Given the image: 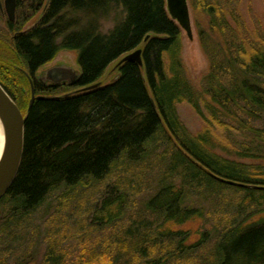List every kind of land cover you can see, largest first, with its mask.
I'll return each mask as SVG.
<instances>
[{"label":"trees","instance_id":"16d2710c","mask_svg":"<svg viewBox=\"0 0 264 264\" xmlns=\"http://www.w3.org/2000/svg\"><path fill=\"white\" fill-rule=\"evenodd\" d=\"M240 1L191 0L209 60L196 85L166 0H17L0 27V83L20 107L25 89L40 96L24 112L23 157L0 199V264H264V28ZM137 47L143 64L124 61L101 84ZM65 49L76 52L77 89L57 94L64 85L35 72ZM182 101L202 117L200 131L180 119ZM98 184L87 227H67L64 205L75 197L81 207ZM225 190L240 197L235 209L207 215Z\"/></svg>","mask_w":264,"mask_h":264},{"label":"rangeland","instance_id":"374dc122","mask_svg":"<svg viewBox=\"0 0 264 264\" xmlns=\"http://www.w3.org/2000/svg\"><path fill=\"white\" fill-rule=\"evenodd\" d=\"M1 2L3 4L4 0H1ZM186 2L188 5L189 17H190V21H191V25H192V37H190L188 35L187 31L184 28H182L181 56H182V60L185 64V66L188 70L189 76L191 77L192 81L197 85V84H199V81H200L202 74L208 70L209 60H208V57H207L206 53L204 52V50L201 46L199 34L197 31V27H196V16L199 15L198 14L199 12L198 11L196 12L194 10V8L191 4V0H186ZM16 5H17V0H16ZM1 9L2 8L0 6V27H1V29L5 30L4 29L5 28L4 27V21L6 20V18H8V16L4 15V13H2ZM3 9H4V7H3ZM240 10H241V13L243 14L244 18H246V20L248 21L249 24H253L254 23V17H256L261 22V24L264 28V0H241L240 1ZM39 14H40V11L35 16L30 18L25 23V25L23 26V29H27L28 27H30L38 19ZM113 24H114L113 18H106V19L101 20V28L104 31H107L110 27L113 26ZM122 56H120L118 59L114 60L107 67L105 73L99 79L101 84H105V83L110 82L117 75V73H118V61L120 60V58ZM60 64L70 66L78 72L80 71V66L76 60V52L74 50H66L65 49V50L59 51L57 53V55L55 56V58L52 59L50 62L41 66L35 72V76L36 77L41 76L52 66L60 65ZM11 82H12L14 93H16L17 96L21 99V95H20L21 92L18 94L17 90L14 86L15 85L14 83H16V82L15 81H11ZM11 82H10V85H11ZM56 83L60 84V85L61 84L64 85V87L60 86L57 94H64L66 92H70L72 90L77 89V88H74V85H73L74 82L70 83L68 80H63L62 82H56ZM48 84H51V81L47 80L46 85H48ZM22 90H24V89H22ZM22 93L24 94L26 101H23L22 107H20L18 104L17 105L20 107V109L22 110V112L24 114V112L26 111V108L29 105V101H30V98L32 95V90L30 91V90L25 89V91H22ZM12 98L17 103L16 99L14 97H12ZM19 98H18V101H19ZM176 108H177V112L179 114L180 119L182 120L184 125L191 132H194V133L198 132L204 127V121H203L202 117L197 113V111L192 106V104H190L187 101H182V102L177 103ZM216 150L225 156H228L230 158H232V157L236 158L235 156L229 155L227 153L228 150H226L225 148L217 147ZM244 161H246V162H257V160H253V159H249V158H245ZM100 187H101V184H98V185L92 186V188L90 187L89 189L88 188L84 189L85 195L83 196V199H80V200L84 201L83 204H85V206L82 204V201H81V207L76 208V206L74 205L77 202L75 197L72 200V202H74L73 204L69 203L68 205H64L63 214H62L63 218L62 219H64L66 221L67 227H87V224H86V221L84 220V218H85V216H87V212L89 211L88 208H90L89 206L91 205L90 203H92L94 201V199L97 197V194L99 192ZM79 188H78V190H79ZM76 194L79 195V193L77 191H76ZM56 197H57V195H55V194H53L52 196H49L47 198L45 205L40 207V209L37 212V216H36L37 217L36 218V224H38L40 221H42V216L45 215L44 218H48V216L50 217L51 213L54 210L53 206L56 204V202H55L56 200H54V199H56ZM77 198H79V197H77ZM239 201H240V197L235 196V194H233L229 190H225L220 195H218L215 203L212 204L211 208L213 210L208 209L207 215L209 213H212V211H214V213L216 212L218 215L219 214L225 215V213H227V211H229L231 209H235V207ZM48 204H50L52 206V208L49 212L44 213L45 208ZM42 214H44V215H42ZM185 226H187V227H184V228L189 229L191 231L190 239H192V240L195 239L197 237L196 232H197L198 228L200 227V221L199 220L189 221L188 223L185 224ZM72 235H73V232H72ZM72 235L70 236L71 238H69V239L67 238L68 239L67 241L70 245H72L75 242L74 237Z\"/></svg>","mask_w":264,"mask_h":264},{"label":"water","instance_id":"95a60500","mask_svg":"<svg viewBox=\"0 0 264 264\" xmlns=\"http://www.w3.org/2000/svg\"><path fill=\"white\" fill-rule=\"evenodd\" d=\"M167 9L173 19H175L188 35L192 37L191 21L189 17L188 5L186 0H166ZM1 8L4 7L9 19L15 18L16 0H4ZM133 60L140 65L143 64L142 48L137 47L134 50L124 54L118 61V65L124 61ZM46 73L54 82L68 80L75 82L79 72L67 65H56L49 68ZM50 73V74H49ZM41 78V76H39ZM116 77V76H115ZM98 83H93L83 87V90L95 88ZM36 92L32 86V95L29 101V108L34 102ZM0 119L6 131V145L3 156L0 160V199L10 188L20 167L24 150L25 135V116L11 95L0 83ZM224 180V179H223ZM230 183L240 184L232 180H225Z\"/></svg>","mask_w":264,"mask_h":264},{"label":"bare ground","instance_id":"6f19581e","mask_svg":"<svg viewBox=\"0 0 264 264\" xmlns=\"http://www.w3.org/2000/svg\"><path fill=\"white\" fill-rule=\"evenodd\" d=\"M167 6V3H166ZM169 12V11H168ZM170 15V13H169ZM171 16V15H170ZM177 22V21H176ZM178 23V22H177ZM179 24V23H178ZM180 28L182 29L181 25L179 24ZM192 28V25H191ZM5 145H6V131L5 128L3 126V123L0 119V160L3 156L4 150H5Z\"/></svg>","mask_w":264,"mask_h":264},{"label":"flooded vegetation","instance_id":"af4514ba","mask_svg":"<svg viewBox=\"0 0 264 264\" xmlns=\"http://www.w3.org/2000/svg\"><path fill=\"white\" fill-rule=\"evenodd\" d=\"M2 13H4V15H7L5 9H1ZM56 66V65H54ZM53 67V66H52ZM50 74V73H49ZM37 79H39L43 84H47V80L51 81V84H57V83H54L49 77H48V73H44L41 75V78L38 76L36 77Z\"/></svg>","mask_w":264,"mask_h":264}]
</instances>
